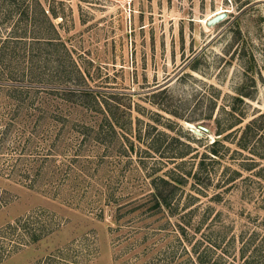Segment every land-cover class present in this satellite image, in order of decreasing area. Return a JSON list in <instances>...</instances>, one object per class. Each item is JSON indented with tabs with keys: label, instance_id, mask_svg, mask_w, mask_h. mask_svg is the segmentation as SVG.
<instances>
[{
	"label": "rangeland",
	"instance_id": "rangeland-1",
	"mask_svg": "<svg viewBox=\"0 0 264 264\" xmlns=\"http://www.w3.org/2000/svg\"><path fill=\"white\" fill-rule=\"evenodd\" d=\"M41 2L84 86L121 99L122 128L98 138L109 112L91 93L27 94L50 132L15 141L0 126V264H264V158L236 144L264 118V0ZM41 146L55 154L34 160ZM202 158L197 190L187 173ZM169 169L185 180L158 207L152 179Z\"/></svg>",
	"mask_w": 264,
	"mask_h": 264
},
{
	"label": "trees",
	"instance_id": "trees-1",
	"mask_svg": "<svg viewBox=\"0 0 264 264\" xmlns=\"http://www.w3.org/2000/svg\"><path fill=\"white\" fill-rule=\"evenodd\" d=\"M38 7H40L42 15H38ZM48 13H45L41 0H0V126L6 124L15 141L21 139L25 132L30 140L46 139L50 130H43L42 115H44V110L41 108L40 100L37 97L35 100L29 98L27 94L32 90H35L38 95L43 92L47 95L61 94L68 101L75 93V95L91 93L94 99L101 102L104 109L109 112L108 115L106 113V119L97 130L98 138H103L107 129L118 133L115 127H120V123L116 117V110L114 111L112 106L119 109L122 104L121 99L116 96L117 94H112L115 97H112L113 101L109 102L102 94V97L96 95L100 91L84 86L87 84L89 71L84 64L78 63L73 55V49L53 22L59 13L53 9H49ZM39 18L51 26L49 33L33 31L41 29L39 28ZM71 73L77 76L80 81L76 83L72 81ZM53 119L57 120L56 117ZM257 121V118H253L244 125L240 141H237L236 144L238 148L251 151L254 155L256 153L262 159L264 158V135L256 136V131L264 121L262 115L259 127L255 125ZM160 132L162 134V131ZM254 136L258 140L250 141ZM45 142L41 141V144ZM218 142H212L210 154L204 155L210 159V162L214 161L213 156H217V151L213 147ZM42 146L37 152L29 153L30 156H34V160L39 161L43 157L55 154L51 151L44 153ZM250 162L256 161L251 159ZM248 165V169L254 166L253 163ZM234 172L239 173L238 171ZM173 173L174 171L169 169L152 179L154 190L150 197L158 207L168 204L165 187H173L176 183L182 184L185 180L181 174L174 176ZM203 174L208 180L211 179V173L206 167L205 159L202 158L197 162L195 171L187 173L193 179L194 187L197 190L199 186L195 184L206 185L201 180ZM21 220L25 221L26 227H23L26 230L29 229L28 221ZM43 233L44 229L41 228V233L38 235L44 237ZM27 238L30 241V236ZM0 251L2 252L1 249Z\"/></svg>",
	"mask_w": 264,
	"mask_h": 264
},
{
	"label": "water",
	"instance_id": "water-1",
	"mask_svg": "<svg viewBox=\"0 0 264 264\" xmlns=\"http://www.w3.org/2000/svg\"><path fill=\"white\" fill-rule=\"evenodd\" d=\"M224 15H225V13H223V12H220V13H216V14H214L212 17H210L209 19H207V24H212V23L218 21V20L221 19Z\"/></svg>",
	"mask_w": 264,
	"mask_h": 264
},
{
	"label": "bare ground",
	"instance_id": "bare-ground-1",
	"mask_svg": "<svg viewBox=\"0 0 264 264\" xmlns=\"http://www.w3.org/2000/svg\"><path fill=\"white\" fill-rule=\"evenodd\" d=\"M222 11H225V10H224V9H221V10L217 11L216 13H220V12H222ZM227 12H228V11H227ZM216 13H215V14H216ZM210 17H211V16H210ZM208 18H209V17H208ZM208 18H207V19H208ZM207 19H205V20L203 21L205 24H206V22H207Z\"/></svg>",
	"mask_w": 264,
	"mask_h": 264
}]
</instances>
